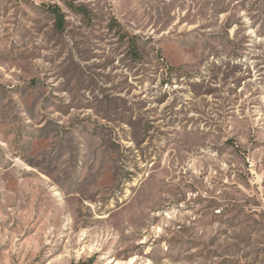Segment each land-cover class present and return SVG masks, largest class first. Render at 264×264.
Masks as SVG:
<instances>
[{"label": "rangeland", "instance_id": "374dc122", "mask_svg": "<svg viewBox=\"0 0 264 264\" xmlns=\"http://www.w3.org/2000/svg\"><path fill=\"white\" fill-rule=\"evenodd\" d=\"M263 206L264 0H0V264H264Z\"/></svg>", "mask_w": 264, "mask_h": 264}, {"label": "trees", "instance_id": "16d2710c", "mask_svg": "<svg viewBox=\"0 0 264 264\" xmlns=\"http://www.w3.org/2000/svg\"><path fill=\"white\" fill-rule=\"evenodd\" d=\"M70 8H72L76 12H84V10L78 6L69 5ZM48 10L51 12V14L54 16L56 20V27L61 28V25L63 24V13L59 10L57 6H50L48 7ZM129 53L132 56V58L137 59L139 57V54L137 52V47L134 45V43L130 44Z\"/></svg>", "mask_w": 264, "mask_h": 264}, {"label": "built area", "instance_id": "2783aa9c", "mask_svg": "<svg viewBox=\"0 0 264 264\" xmlns=\"http://www.w3.org/2000/svg\"><path fill=\"white\" fill-rule=\"evenodd\" d=\"M263 210H264V206H263Z\"/></svg>", "mask_w": 264, "mask_h": 264}]
</instances>
